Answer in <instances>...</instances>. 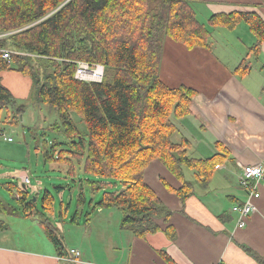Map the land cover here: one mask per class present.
I'll return each mask as SVG.
<instances>
[{
	"label": "trees",
	"instance_id": "trees-1",
	"mask_svg": "<svg viewBox=\"0 0 264 264\" xmlns=\"http://www.w3.org/2000/svg\"><path fill=\"white\" fill-rule=\"evenodd\" d=\"M194 2L198 0H0V34L10 33L0 39V50L16 53L9 62L0 53V74L14 71L29 78L36 103L57 113L59 124L50 130L65 138L63 143H44L48 145L44 162L67 164L68 175L74 176L72 160L83 161L84 174L95 179L86 180L87 187L104 190L97 206L85 214V226L94 210L115 209L121 213L120 230L146 238L160 231L157 220L167 222L170 217L144 182L146 168L159 162L180 182L174 193L185 202L194 195V184L184 179L183 170H191L197 183L207 184L217 165V155L189 159L183 144L171 140L175 120L189 115L196 93L185 86L169 88L161 81L164 42L169 39L188 50L208 49L210 30L231 32L243 23L256 39L248 50L256 56L264 43V19L255 11L231 12L213 14L202 24ZM79 62L103 66L102 81L76 80ZM15 104L0 78V114L7 112L1 124H17L23 107ZM9 107L16 111L13 117ZM61 145L64 149H59ZM7 185L12 190L13 185ZM111 186L118 188L108 191ZM28 197L25 188L13 198L20 209L12 214L38 218L45 236L62 255L51 218L64 220L68 208L61 202L56 213L55 198H43L38 207ZM77 203H86L83 194ZM81 214L75 211L69 223ZM171 229L167 226L164 232L173 240Z\"/></svg>",
	"mask_w": 264,
	"mask_h": 264
},
{
	"label": "crops",
	"instance_id": "crops-1",
	"mask_svg": "<svg viewBox=\"0 0 264 264\" xmlns=\"http://www.w3.org/2000/svg\"><path fill=\"white\" fill-rule=\"evenodd\" d=\"M203 1L214 3L204 23L213 14L244 11H255L264 19V0ZM210 31L208 49L188 50L167 39L160 79L169 88L185 86L195 91L189 115L177 120L180 124L175 120L171 140L183 144L189 159L217 155L219 168L215 166L213 172L219 176L212 172L207 184H199L192 171L184 169V179L194 184V195L182 202L174 193L180 182L159 162H152L144 172V182L170 212L167 222L157 220L160 231L139 238L120 230L121 215L114 209L94 210L87 226L79 219L69 223L57 217L54 222L63 224L58 237L62 255L45 236L38 218L20 213L6 217L1 206L0 264H63L56 258L67 255L69 249L80 252L77 264H259L251 254L264 260V178L258 188L260 197L254 202L257 211L244 229L236 228V215L231 211L245 200L238 185L242 167H264V43L253 56L248 50L256 39L245 24L231 32L223 28ZM218 31L224 36H214ZM12 72H2L0 78L14 98L13 92L20 95L23 89L15 85L11 90L4 83V75ZM167 226L172 228L173 240L164 232ZM37 235L48 242L37 244Z\"/></svg>",
	"mask_w": 264,
	"mask_h": 264
},
{
	"label": "rangeland",
	"instance_id": "rangeland-1",
	"mask_svg": "<svg viewBox=\"0 0 264 264\" xmlns=\"http://www.w3.org/2000/svg\"><path fill=\"white\" fill-rule=\"evenodd\" d=\"M211 4L214 3L203 0H198V2L192 4L196 18L200 23L207 24L204 22L210 15L209 6ZM222 35L224 36L220 31L214 34L217 37ZM228 36L231 35L229 34ZM11 67L16 68L14 65ZM28 80L14 71L4 75L3 78L4 83L11 90L14 89L15 85L23 89V93L20 95L13 92L15 105L17 107L22 106L23 112L19 115L16 125L0 123V207L4 208L6 217L12 214L13 209H16L17 212L20 206L13 198H17L21 191L26 188L30 195L28 198L36 201L38 207H40V202H42L43 198H55V210L57 211L56 213H59L60 203L63 202L64 208H68L64 217L66 220H70L75 211L81 210L82 214L79 220L83 224L85 214L97 206L96 203L102 198L104 190L100 188L97 191H92L87 187L86 180L90 179L92 181L93 177L84 174L83 161L79 164L77 160H72L74 176L68 175L69 166L67 164H48L44 162L43 154L48 147V145L45 147L44 143H63L65 138L62 133L50 130L54 123L59 124L57 113L50 107L36 103L33 84L29 80V85ZM15 112L14 108H8L10 117H13ZM6 114V110L1 112L0 122L5 118ZM75 120L78 121L77 119ZM176 122L180 124L179 121L176 120ZM4 137L10 138L12 141L6 142L3 140ZM59 149H64V146H59ZM66 155L69 157L68 154ZM213 174L214 176L216 174L217 177L219 176V173L215 171ZM23 175H26L29 180L24 189L21 182ZM185 177L188 179V175ZM229 181L231 187L235 188V180L230 178ZM7 184L13 185L12 190L8 188ZM117 188L118 186H111L108 191H114ZM80 194H83L86 198V203L82 205L77 203V198H79ZM114 212L121 215L119 211ZM2 213L4 212L0 211L1 215ZM55 218L57 217L54 216L51 220V225L57 237H60V229H62L63 224L61 225L59 221L55 223ZM57 219L59 220L60 218ZM34 224L36 225L35 222ZM41 236H36L37 244L42 240L48 242L45 237ZM15 248L25 249L18 245H15ZM35 250L36 247L34 246L33 251Z\"/></svg>",
	"mask_w": 264,
	"mask_h": 264
},
{
	"label": "built area",
	"instance_id": "built-area-1",
	"mask_svg": "<svg viewBox=\"0 0 264 264\" xmlns=\"http://www.w3.org/2000/svg\"><path fill=\"white\" fill-rule=\"evenodd\" d=\"M10 33L0 34V39L6 38ZM1 57L5 61L9 62L11 56L16 54L9 50H0ZM104 74V67L101 65H89L87 63H77L74 78L80 82L85 83H100ZM4 141L11 142L10 138H3ZM216 169L219 166L215 167ZM264 178V167L261 165H248L243 166L241 174L238 178L239 187L245 192V200L243 203L236 204L232 207L231 211L236 215V228L244 229L247 224V220L250 216L256 213L257 208L254 204L259 199V187L260 182ZM22 186H26L29 180L26 175L21 178ZM80 252L76 249L67 250V255L57 256V261L63 264H77L80 260Z\"/></svg>",
	"mask_w": 264,
	"mask_h": 264
}]
</instances>
